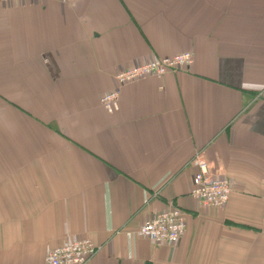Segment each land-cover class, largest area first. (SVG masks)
Returning a JSON list of instances; mask_svg holds the SVG:
<instances>
[{"label":"crops","instance_id":"obj_1","mask_svg":"<svg viewBox=\"0 0 264 264\" xmlns=\"http://www.w3.org/2000/svg\"><path fill=\"white\" fill-rule=\"evenodd\" d=\"M184 51L100 104L118 70ZM198 152L222 207L190 194ZM263 205L264 0H0V264L75 239L100 246L86 264H264ZM167 206L178 244L138 235Z\"/></svg>","mask_w":264,"mask_h":264},{"label":"built area","instance_id":"obj_2","mask_svg":"<svg viewBox=\"0 0 264 264\" xmlns=\"http://www.w3.org/2000/svg\"><path fill=\"white\" fill-rule=\"evenodd\" d=\"M13 1V0H3ZM192 62V53L180 52L172 56L151 59L147 62L118 70L114 74L115 87L100 96V104L109 113L118 108V95L125 83L147 76L161 77L167 73L185 68ZM191 165L196 167L192 178L190 194L202 205L218 208L224 206L229 198L231 184L229 180L216 176L201 152L191 159ZM264 225V205L261 216ZM185 230L183 212L175 206H167L141 224L138 235L147 238L154 244L175 246L180 241ZM100 246L87 239H75L66 244L47 251L46 264H86L94 257Z\"/></svg>","mask_w":264,"mask_h":264},{"label":"rangeland","instance_id":"obj_3","mask_svg":"<svg viewBox=\"0 0 264 264\" xmlns=\"http://www.w3.org/2000/svg\"><path fill=\"white\" fill-rule=\"evenodd\" d=\"M25 106H26V102H25Z\"/></svg>","mask_w":264,"mask_h":264}]
</instances>
